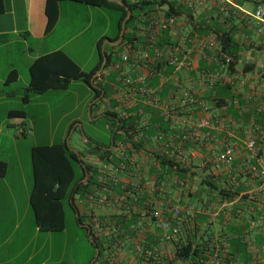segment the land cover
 I'll return each mask as SVG.
<instances>
[{
	"label": "crops",
	"instance_id": "obj_1",
	"mask_svg": "<svg viewBox=\"0 0 264 264\" xmlns=\"http://www.w3.org/2000/svg\"><path fill=\"white\" fill-rule=\"evenodd\" d=\"M151 1L153 4L150 7L149 15L145 18L141 17L144 23L139 20L132 23L127 31L125 41L133 42L131 48L138 49L140 55L144 52V45L149 35L153 38L156 47L168 49L172 46H180L181 51L176 56L180 60L184 57L189 69L183 67L176 71L171 66H164L166 68L162 69L159 74L148 77L149 83L158 88L160 103L166 108L177 104V94L186 90L195 95L201 102L200 105L206 107V111L193 104L188 107L185 114L175 117L170 122H165L161 117L160 107H148L147 125L143 120H139L133 115V108L124 107L123 104L129 99L124 97L121 74L124 73L131 77L138 73L147 75L149 74L148 69L141 65L137 66L133 57L130 58L127 65L121 64L119 69L113 65L104 67V64L99 67L101 60L102 63L106 61L104 51L111 54L113 58L117 56L120 60V55L127 49L126 44L120 45L122 41L116 45L111 44L116 42H113L112 39L118 33L119 17L114 35L106 36L109 24H107V28L104 27L95 35L94 48L96 47V51L91 52L87 60L88 63L93 62V64L89 70H86L87 62L81 64L76 61L69 54L67 46L90 29L92 23L90 16L84 24H70L67 28V38H64L59 29L63 24L65 9L76 12L83 10L90 13L103 12L101 11L102 7L70 0L60 1L58 3V20L54 27L46 32V0H2L1 4L0 75L4 76L5 86L18 83L24 70H27L29 74V67L37 58L55 51H62L84 73L94 72L91 76L93 85L90 87L92 89L97 85L109 88L107 97L100 102L96 112H93L94 114L105 115L112 104L117 102L114 109L119 110L122 119L130 116L136 118V133L133 139L136 146H133L129 139L121 136L116 144L112 143L110 147H105L113 154L109 162L103 166L105 180L108 175L118 178V182L122 185L120 194L115 192L98 193L103 198H106L105 194H107L108 199H111L110 202L108 199L105 201L75 200L78 209L76 212L82 216V224L88 225L100 240L103 239L104 234L99 228V219L121 212L120 209L124 206L118 198L126 197L125 189H129L130 185L134 189L139 179L142 181L155 179L154 177L150 178L148 173L151 170L161 169L156 160L158 155L163 153L167 157L177 159V155L183 153L190 159V172H198L200 175L204 171L206 174H218L219 168L213 167L211 159L223 150L224 143L227 142L233 148L234 160L239 162L247 151L246 140L251 134L252 127L263 128L264 126V23L257 22L253 17L256 6L264 0H190V4L187 3V0ZM117 12L119 13V11ZM92 17L93 15H91ZM149 21L153 22V28L150 34H147ZM99 44H101L100 47ZM119 45L122 48L121 52L115 55V47ZM221 49L224 50V53H221L223 51ZM224 56L233 59L236 63L232 70H227L223 64ZM167 69L170 70L169 73H167ZM12 70L17 71V78L7 83L6 78ZM112 73L116 74L117 78L110 82L109 78ZM29 87L28 82L27 91L30 93ZM19 98L14 89L0 92V168L4 169V173L0 174V264H11L16 260L17 255L8 256L6 248L13 244V238L18 235L24 236L23 232H19L21 224L34 220L35 234L41 231L36 225L30 200L33 184L31 151L33 147L39 145L32 143L29 145L26 169V166L23 165L26 162L18 148L22 142L21 138L26 134L18 135V130L25 129L29 132L28 117L22 109L7 107L13 100H19ZM27 101L28 98L25 103ZM202 117L210 119L213 123L221 122L228 126V130L220 128L201 130L196 146L191 148V142H189V147L185 149V152L182 151L183 141L179 140L177 144H174V141L177 142V136L174 137L172 134L186 133L188 127ZM126 122L132 123L131 120ZM75 123L78 127L79 124ZM171 135L172 137H170ZM166 143L169 144L168 148L164 146ZM179 150L181 151L179 152ZM114 155L120 158L118 164L114 161ZM88 157L93 156L88 154ZM257 164L259 168H264V154L257 158ZM222 168L224 169V167ZM117 169L118 171H116ZM198 181V178H187L185 192H181L176 187L175 172L169 171L167 179H163L160 186L173 203L182 202L190 207H200L202 204L197 202L195 197H189L199 188ZM202 198V201L207 203L208 196ZM126 199L129 202L132 197H126ZM123 211L125 212V207ZM230 222L238 223L233 219ZM209 223L213 225L212 228L217 238H221L222 235L226 236L225 227H221L215 218H210ZM7 224H9L8 227ZM180 225L183 227L182 223ZM204 227V224L198 225L200 232L197 234L199 236L202 235ZM154 231V225L147 222L146 219H142L138 225L136 240L121 241L119 246L114 245L105 251L109 257L108 262L110 264H186L175 263L172 260L174 244L159 240L156 243L152 235ZM184 231L187 232V229ZM61 232H65V229ZM85 236L87 240V232ZM147 237L153 239L152 245L156 243L154 249L157 257L150 262L139 257L140 254L137 252L134 253L136 250L129 251L128 249L137 244L142 247H151L152 245H148V241L145 240ZM76 241H80L79 236ZM87 241L92 247L93 254L86 255V262L91 264L96 251L91 242ZM255 248L253 252L257 257L264 254L263 250L257 251ZM23 250L18 255H21ZM59 250L60 257L56 264H68L65 260V242L60 244ZM32 259L33 255L27 256L23 264L30 263ZM239 259V255L235 254L234 260L230 264H243ZM205 264L219 263L211 258ZM251 264H264V261L262 259L261 262Z\"/></svg>",
	"mask_w": 264,
	"mask_h": 264
},
{
	"label": "trees",
	"instance_id": "obj_2",
	"mask_svg": "<svg viewBox=\"0 0 264 264\" xmlns=\"http://www.w3.org/2000/svg\"><path fill=\"white\" fill-rule=\"evenodd\" d=\"M60 1L65 0H46V32H49L58 20V3ZM70 1L119 11L118 33L114 39H112L113 42L118 40L121 22L127 15L124 7L107 0ZM120 1L131 10V16L126 22L125 34L120 43V45H128L133 43L125 41L130 25L137 20L144 23L143 18L149 15L150 7L153 3L151 0ZM1 4L2 0H0V10L2 9ZM169 6L171 7V4H169ZM100 45L101 44H99V47ZM104 53L106 61L102 63L101 60L99 67L102 66V64H104V67L110 65L114 66L119 61L117 56L113 58L112 55L108 54L106 51H104ZM221 53H224V50L221 51ZM223 64L226 66L227 70H232L236 63L233 59H230L229 63H226L224 60ZM165 68L164 64H158L151 70L153 73L157 74ZM169 72L170 70L168 71L167 69V73ZM93 74L94 72L91 74L84 73L64 52L55 51L43 55L31 63L29 67V91L33 94H42L48 90H66L72 80L78 79L92 86L91 76ZM16 78L17 71L12 70L6 78V82L9 83L16 80ZM116 78L117 75L112 73L109 81L113 82ZM97 87L98 88L93 89L94 99L99 97L102 92H104V95L98 102L92 105L91 115L109 93L108 87L102 85H97ZM27 98L28 96L24 95L23 101L25 102ZM116 106L117 102L113 103L111 108L105 112L104 116H106L110 122V140L106 146L93 145L94 153L92 152L89 154L93 156L94 161L89 160L87 158L88 154H83L82 152L69 153L65 144L39 145L32 148L31 164L33 184L30 200L36 225L41 231L55 232L64 230L67 226V208L72 212L75 220V212L78 211L75 205L76 199L82 201H89L92 199L105 201L108 199L107 194H105L106 198L98 195V193H102L103 185L109 182L107 179L105 180L103 166L109 162L111 155H113L112 152L106 150L105 147H110L112 143L116 144V141L121 136L129 139V142L133 146H136L133 139L136 133L135 120L137 117L134 118L130 116L126 119H122L119 110L116 111L114 109ZM128 120H131L132 123L130 122L131 124H128L126 122ZM259 128L264 132V126L263 128L259 126ZM172 135H174V137L177 136V142L174 141V144L182 140V135H178L177 133ZM189 142H191V144ZM196 143L197 140L193 139L183 141L184 145H182V148L185 150L189 147V144L190 147L193 148L196 146ZM261 146L262 148L257 152V158L264 154V142ZM113 158L118 164L120 158L116 155H114ZM234 158L235 156L233 155L229 163L219 165L215 162V157H213L211 159L213 167L219 168L218 170L220 172L218 174H206V171H204V173L200 175L198 172H190L191 166H184L176 158L167 157L163 153L156 157L161 169L158 171H149L148 176L156 179V184L159 188L157 193H165L160 185L163 179H167L169 171L175 172L176 187L181 192H185L184 188L187 178L199 179V188L196 189L193 194L189 195V197H195V200L200 202L202 206L190 207L189 205L182 204V202L176 204L189 208L194 212L188 216L180 215L174 218V225L180 227L178 239L172 242L175 249L172 260L175 263L205 264L209 262L211 258H214L219 264H230L231 261L234 260L235 254L239 255V261L243 264L261 262L262 259L264 261V254L260 255L259 259L253 252L256 247L255 249H257V251L263 250L264 253V191L256 192L254 198H250L247 194H244L248 189L245 185H247L250 180L249 175L246 174V171L250 169V163H248L250 159L247 157V151L242 155V159L239 160V162L235 161ZM252 164L258 166L257 160L253 161ZM2 165L5 166L4 163H2ZM222 167H224V169ZM225 168L229 169L227 170ZM3 173L4 169L0 168V174L2 175ZM84 179H86L85 182ZM142 182L145 181L139 179L138 185H142ZM121 187L122 185L120 183L111 185V189L116 194H120ZM129 189L132 190L133 187L130 185ZM240 194L242 195L240 196ZM203 196H208L207 203L202 201ZM231 199H237L238 201L231 207L222 209L215 217H211L203 212V210L216 211L220 202ZM129 200L131 206L129 214H126L123 211L124 207H122L120 213L99 219V228L104 234L103 241L96 237L92 229L87 236V240L92 238L95 241L100 251L95 264L98 262L100 264H110L107 260L109 257L105 251L114 245L119 246L121 241L136 240L139 223L142 219H146L148 222V205L145 204L146 195L134 192L133 198ZM166 216L171 218L170 214ZM79 217L81 223H83L80 214ZM210 218H215L221 227H225L227 231L226 236L222 235L223 238H217L212 228L213 225L209 223ZM231 219L238 221V223L232 224L230 222ZM181 223L183 227L180 225ZM75 224L78 226L76 220ZM199 224L205 225L202 235L200 236L197 234L200 232L198 229ZM82 229H84L85 233L87 232L86 228ZM185 229H187V232L184 231ZM145 240L148 241V245H150L153 239L147 237ZM154 240H156L157 243L158 239L155 238ZM156 243L154 245L151 244V247L141 246L142 250H153ZM143 244L146 245L145 243ZM128 249L129 251L135 250V245L130 246ZM134 253H136V251H134ZM139 257L143 258V255L140 254Z\"/></svg>",
	"mask_w": 264,
	"mask_h": 264
},
{
	"label": "rangeland",
	"instance_id": "obj_3",
	"mask_svg": "<svg viewBox=\"0 0 264 264\" xmlns=\"http://www.w3.org/2000/svg\"><path fill=\"white\" fill-rule=\"evenodd\" d=\"M103 12H86L64 10L63 24L59 32L64 38L68 37L67 28L70 24H84L87 20H92L90 29L74 39L68 46L69 54L81 64L87 62L94 48L95 35L109 24L107 37L115 34L119 13L116 10L104 9ZM91 15L93 17L91 18ZM109 48V46H108ZM121 47H115V55L120 54ZM93 62L85 64L86 70L92 67ZM4 76L0 75V90L7 91L14 89L19 95V100H13L7 107L22 109L27 114L28 130L21 138L18 146L23 156L24 167L27 169V150L29 145H56L65 144L68 152L89 154L94 153L93 145L106 146L110 140V122L104 115H89L87 108L94 99L93 89L82 80H72L66 90H48L42 94H33L27 91L30 80L27 70L22 73L21 80L16 84L4 85ZM0 91V92H1ZM24 95L28 96L25 103L22 100ZM96 112V109H95ZM79 124L76 127V123ZM33 135L31 136V133ZM26 156V158H25ZM91 156V155H90ZM94 161L93 157H87ZM86 179H84V182ZM67 226L65 232L40 231L35 234L34 220L30 223L21 224L19 232L24 236L13 238V244L6 248L8 256L17 255L11 264H23L29 255L33 259L27 264H56L60 257L59 246L66 243L65 260L68 264H87L86 255L93 254L92 247L86 240L84 229L75 224L72 212L67 208ZM9 224H7V227ZM11 226V223H10ZM6 228V227H5ZM77 236L80 241H76ZM24 249V250H23ZM5 250V249H4ZM22 251L21 255H18Z\"/></svg>",
	"mask_w": 264,
	"mask_h": 264
},
{
	"label": "built area",
	"instance_id": "obj_4",
	"mask_svg": "<svg viewBox=\"0 0 264 264\" xmlns=\"http://www.w3.org/2000/svg\"><path fill=\"white\" fill-rule=\"evenodd\" d=\"M187 3H191L190 0H187ZM254 19L257 22L264 23V2L259 3L253 14ZM150 22V21H149ZM153 22H150L147 26V34L151 32L153 26ZM147 39L144 45V52L140 55V51L138 49L133 50L131 48L132 45L128 44L127 49L124 53L120 55L119 63H116L113 67L116 69L120 68L121 64L127 65L130 58L133 57L137 66L141 65L146 67L149 71V74L138 73L135 76L131 77L126 74H121V84L124 90V97L127 100L123 105L127 109H134L133 115L139 118V120H143L144 124L147 125L149 119V112L147 111L148 107H160L161 117L165 122H170L175 117H179L186 112L190 105H200V101L197 100L195 95L191 92L183 90L177 94V104H174L170 107H165L160 103L158 97V88L153 87L148 80V77L155 76L156 73L152 72V68H154L158 64H164V66H171L176 71L185 67L188 68L184 57L180 60L177 58V53L181 51L180 46H172L168 49H163L156 47L153 42V38L150 37ZM224 60L226 63L230 62V58L224 56ZM159 74V73H157ZM202 110L206 111V107H202ZM212 128H220L225 131L228 130V126L222 124L221 122H214L208 118H199L193 124L188 127V131L181 136V141L186 140H198L199 133L204 129H212ZM29 133L25 129H19L18 135H24ZM172 137V136H170ZM264 142V132L260 130L259 126H254L251 134L246 140V150L247 157L250 159L248 163H250V169L246 171V174L249 175L250 180L246 187H248L247 191L244 194H247L250 198L255 197V193L264 191V168H259L257 165L252 164L253 161L257 160V152L262 148V144ZM164 146L168 148L169 144L166 143ZM181 150H179L180 152ZM185 152V150H182ZM234 153L233 148L226 142L224 143V148L222 151L218 152L215 156V162L217 164H227L232 159ZM177 159L184 165H190V159L187 155L183 153H179L177 155ZM118 171V169L116 170ZM108 183H105L103 186L102 192H114L111 189V185H117L118 178L111 177L108 175L106 178ZM156 179H149L142 183V185H138L137 182L134 189H125V196L132 197L135 193H143L146 195L145 204L148 205V222L155 227V231L152 233L154 238H157L160 242L164 243H172L173 240L178 239L179 235V226L174 225V218L180 215H191L194 211L186 208L182 205H176L170 199L167 198L165 194H159L157 191L159 190ZM242 194H240L241 196ZM126 197L123 199L118 198L125 207V213L129 214L131 210L130 203L127 201ZM110 202V198L108 199ZM238 200L231 199L225 200L218 204V208L216 211L203 210L205 214L210 215L211 217H215L218 215L222 209L231 207ZM117 202V199H116ZM115 202V203H116ZM171 215V218L166 215ZM135 250L138 254H142L145 261H149L151 259H156V250L146 249L142 250L140 244L135 246Z\"/></svg>",
	"mask_w": 264,
	"mask_h": 264
},
{
	"label": "water",
	"instance_id": "obj_5",
	"mask_svg": "<svg viewBox=\"0 0 264 264\" xmlns=\"http://www.w3.org/2000/svg\"><path fill=\"white\" fill-rule=\"evenodd\" d=\"M107 1L115 3V4L119 5V6L124 7L126 12H127V15H126L125 19L121 22V30H120V34H119L118 40L115 43H111L113 45H116V44H119L122 41L123 37H124L125 28H126V22L129 20V18L131 16V10L129 9V7H127L120 0H107ZM96 88H98V87H96ZM103 95H104V92H102L99 97H96L95 99H93V101L88 105L87 111H88L89 115H91L92 105L95 104L96 102H98L102 98ZM86 179H87V177H86ZM75 218H76V222L78 223L79 227L86 228L87 229V233L89 235L90 231H91L90 227L88 225H84V224L81 223L79 214L77 212L75 213ZM89 241L95 247V251H96L95 257H94L93 261L91 262V264H94V261L98 258L99 254H100V251H99V249L97 247V244L95 243V241L92 238H90Z\"/></svg>",
	"mask_w": 264,
	"mask_h": 264
}]
</instances>
